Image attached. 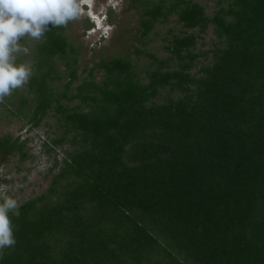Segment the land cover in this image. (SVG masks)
<instances>
[{"label": "trees", "instance_id": "16d2710c", "mask_svg": "<svg viewBox=\"0 0 264 264\" xmlns=\"http://www.w3.org/2000/svg\"><path fill=\"white\" fill-rule=\"evenodd\" d=\"M131 7L132 54L81 72L68 25L21 39L0 160L31 157L14 123L63 158L0 264H264V0Z\"/></svg>", "mask_w": 264, "mask_h": 264}, {"label": "rangeland", "instance_id": "374dc122", "mask_svg": "<svg viewBox=\"0 0 264 264\" xmlns=\"http://www.w3.org/2000/svg\"><path fill=\"white\" fill-rule=\"evenodd\" d=\"M82 7L83 13L77 20L69 22L66 33L69 41L81 51L80 72L102 59L129 57L138 45L140 27V15L131 7V0H90V4ZM20 128L21 125L14 123L2 128L1 132L9 131L26 142L30 159L20 172L17 171L18 159L0 160V185H7V194L16 198L19 204L47 186L51 169L63 158L60 150L57 156L48 152L50 148L45 145L47 136L43 130Z\"/></svg>", "mask_w": 264, "mask_h": 264}, {"label": "clouds", "instance_id": "9594fccd", "mask_svg": "<svg viewBox=\"0 0 264 264\" xmlns=\"http://www.w3.org/2000/svg\"><path fill=\"white\" fill-rule=\"evenodd\" d=\"M85 4L90 0H0V103L33 74L30 62L17 63L18 53L29 52L21 39L41 40L51 28L67 26L81 16ZM7 188L0 185V259L17 243L12 217L20 205Z\"/></svg>", "mask_w": 264, "mask_h": 264}]
</instances>
